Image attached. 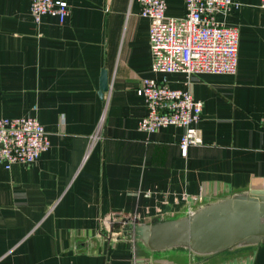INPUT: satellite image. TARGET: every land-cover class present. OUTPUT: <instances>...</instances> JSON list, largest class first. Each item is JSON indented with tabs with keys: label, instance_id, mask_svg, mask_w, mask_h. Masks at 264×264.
I'll return each instance as SVG.
<instances>
[{
	"label": "crops",
	"instance_id": "crops-1",
	"mask_svg": "<svg viewBox=\"0 0 264 264\" xmlns=\"http://www.w3.org/2000/svg\"><path fill=\"white\" fill-rule=\"evenodd\" d=\"M68 1L64 24L37 25L31 0H0V119L37 117L51 141L34 164L0 165V264H264V242L177 257L118 232L125 219H177L197 203L264 190L261 0H233L239 8L218 16L240 29L238 72L191 76L153 72L138 0ZM166 1L169 17L186 15L183 0ZM147 78L203 103L201 145L184 153L182 128L139 129Z\"/></svg>",
	"mask_w": 264,
	"mask_h": 264
},
{
	"label": "built area",
	"instance_id": "built-area-1",
	"mask_svg": "<svg viewBox=\"0 0 264 264\" xmlns=\"http://www.w3.org/2000/svg\"><path fill=\"white\" fill-rule=\"evenodd\" d=\"M186 15H167L166 0H138L141 16L150 22L149 45L152 70L160 74L235 75L239 69L240 29L219 21L239 8L233 0H183ZM264 9V0H261ZM71 13L68 0H31V14L37 25L46 16L64 24ZM138 95L144 98L147 112L139 129L155 133L174 126L184 130L180 148L203 143L198 128L202 121L203 103L189 90L173 88L165 79L142 80ZM107 109V108H106ZM105 113L92 140H100ZM264 126V117L262 119ZM49 133L37 117H3L0 119V165H30L50 149ZM149 196V195H148ZM147 196V197H148Z\"/></svg>",
	"mask_w": 264,
	"mask_h": 264
},
{
	"label": "water",
	"instance_id": "water-1",
	"mask_svg": "<svg viewBox=\"0 0 264 264\" xmlns=\"http://www.w3.org/2000/svg\"><path fill=\"white\" fill-rule=\"evenodd\" d=\"M109 89L107 72H102L100 97ZM125 219L118 232L135 238L152 251L186 247L200 257L215 256L235 248L264 242V190L209 199L190 207L177 219H155L140 224Z\"/></svg>",
	"mask_w": 264,
	"mask_h": 264
},
{
	"label": "rangeland",
	"instance_id": "rangeland-1",
	"mask_svg": "<svg viewBox=\"0 0 264 264\" xmlns=\"http://www.w3.org/2000/svg\"><path fill=\"white\" fill-rule=\"evenodd\" d=\"M148 224H150V223H148ZM170 250H172V253L174 255L177 254V257H178V255H179V257L184 256V252L186 253V256H189V250L186 247H174Z\"/></svg>",
	"mask_w": 264,
	"mask_h": 264
}]
</instances>
